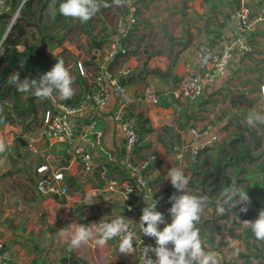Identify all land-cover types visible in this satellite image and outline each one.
<instances>
[{
    "label": "crops",
    "instance_id": "crops-1",
    "mask_svg": "<svg viewBox=\"0 0 264 264\" xmlns=\"http://www.w3.org/2000/svg\"><path fill=\"white\" fill-rule=\"evenodd\" d=\"M238 1L239 7L247 5L252 11L255 21L250 33L253 49L248 53L237 51L225 75L216 83L207 84L203 96L195 102L175 99L171 92L185 77L186 63H196L195 52L199 45L208 43L218 49L220 40L233 38V14L239 8L233 0H136L138 24L125 39L126 53L114 58L108 56L116 37L114 26L117 15L115 20L104 23L103 28L107 29H103L99 37L92 38V44L84 45V50L79 51L78 55H71V62L64 60L65 67L73 77L74 95L70 99H63L58 93H54L52 99H38L31 91L21 93L13 84L8 85L6 82V93L3 95L6 98L4 107L0 106V112L4 108L8 112L7 116H16L18 127L8 122L0 126V139L7 144V150L0 153V239L6 241L18 259L25 264H64L65 259H68L67 264H135L134 253L126 255L118 252L119 238L108 241L103 248L89 242L78 249H72L57 235L58 230L73 222L95 227L101 219L112 220L117 216L124 217L129 225L138 229L141 236L144 235L140 232V215L126 208L119 193L100 192L89 198L85 194L93 188L101 190L109 179L126 177L122 164L124 140L120 123L115 119L119 110L118 95L111 93L98 119V128L103 132L104 139L95 150L94 157L99 165L107 167L105 179L100 176L98 169L85 175L71 146L45 141L37 143L38 150L34 151L29 146V138L37 137L42 132L45 114L56 103L75 104L84 100L91 90L94 75L106 66L130 91L141 93L145 87L152 86L159 95L157 105L147 101L133 102L124 112V116L140 117L148 121L146 124L141 123L142 140L136 151L137 157L147 159L152 153L158 156L157 160L150 163L152 182L147 194L153 196L160 187L168 188L167 172L174 167L173 154L178 150L185 152V173L190 172L193 176V165L189 157L193 145L191 128L207 126L206 130L210 133L219 134L223 127L220 121L211 119L212 115L207 113V107L203 105L204 100L223 86L229 87L232 83L252 86L256 81L255 78L246 83V75L254 74L251 71L246 74L244 69L245 63L253 61L251 53H262L256 45L264 44V0ZM12 2L7 0V10L11 9ZM1 42L2 39L0 46ZM97 42L101 43L99 48L95 47ZM23 46L19 43L15 48L10 47L24 51ZM57 60L61 58L54 60L42 57V71L32 69L30 74L23 73L20 64H17L15 70L9 65L1 69L0 81L3 83L8 78L9 82L7 76L12 74L11 70L16 69L21 81L25 78L36 79L46 70L50 71ZM5 63L8 62L1 64ZM263 81L262 74L257 77L256 83L261 85ZM93 118L92 113H88L78 119L77 138ZM15 132L27 141L26 146L17 140ZM216 152L217 149L210 148L202 152L200 159L210 158L209 153ZM45 161L52 162L56 168H64L65 183L69 189V195L64 201L47 197L38 190L37 183L43 175L36 169ZM196 182L192 177L189 185H192L190 187L193 190ZM199 192L200 187L196 189V193ZM211 211L210 216L214 215V209ZM206 220L204 216V223H199V220L196 227L205 226L203 224H206ZM171 221L165 219V223ZM164 226L159 225L161 230ZM200 234L205 249H211L221 259L215 247L211 248L212 236L206 232ZM227 260L239 263L236 259Z\"/></svg>",
    "mask_w": 264,
    "mask_h": 264
},
{
    "label": "built area",
    "instance_id": "built-area-1",
    "mask_svg": "<svg viewBox=\"0 0 264 264\" xmlns=\"http://www.w3.org/2000/svg\"><path fill=\"white\" fill-rule=\"evenodd\" d=\"M129 1V2H128ZM12 12L11 22L14 15L20 12L23 4ZM8 9L7 0H0V15ZM252 11L247 5H242L234 11L233 14V38L222 39L219 42L218 49L210 44H201L196 49V63H186V75L177 87L171 92L172 97L178 100H188L195 102L199 100L205 91L207 84L216 83L223 77L229 68L237 51L242 53L251 52L253 44L250 39L255 21L252 19ZM9 24V25H10ZM138 24V9L136 0H127L126 8L121 11L115 22L114 33L116 37L112 41L108 56L114 58L127 52L126 37L134 32ZM7 36V31L5 39ZM3 37V36H2ZM4 39V40H5ZM261 85H264V81ZM119 97V110L115 119L120 123V129L124 140V158L123 167L127 171L125 178H113L106 181L105 186L99 190L96 188L86 191V198L95 197L100 192L119 193L127 209L138 213L141 217L142 209L147 206L145 197L151 203H157V210L164 214L165 219L172 220L169 214L171 208L170 197L173 194H179L172 186L169 179L168 188L160 187L153 196L147 194V189L152 182L150 173V163L157 160L156 153H152L149 158L141 159L137 157V149L142 140L140 133V123L136 117L124 116V112L133 102L147 101L157 105L159 95L152 86H147L141 93L130 91L119 78L112 73L106 66L100 72L94 75L91 84V90L84 100L75 104L58 102L52 110L46 112L44 117V127L37 137L29 138V146L32 150L37 151V143L49 141L51 143H65L72 147L73 155L78 159L82 166V172L89 175L96 169L99 170L100 176L106 178L108 169L105 165H99L94 157L95 150L99 148L104 139L103 132L98 128V119L101 111L106 105L111 93ZM264 100V98H262ZM92 113L94 117L89 125L84 128L80 137L77 138L76 123L84 114ZM192 142L190 147V163L194 164L208 147L213 146L219 140L218 133H210L206 129L192 127ZM28 135V134H26ZM174 167L184 169L185 152L178 150L173 154ZM37 172L43 175L38 183V190L47 197H55L64 201L69 195L68 186L65 183L66 173L64 168H56L52 162L45 161L37 167ZM188 192L196 195V191L188 186ZM111 221L103 218L98 221ZM131 229L136 232L134 238L135 264H141V251L144 246L155 247V239L146 235H140L134 225ZM149 256L155 260L154 253L150 252ZM219 260V264H228L229 261ZM0 264H25L18 259L5 240L0 239ZM245 264V263H236Z\"/></svg>",
    "mask_w": 264,
    "mask_h": 264
},
{
    "label": "rangeland",
    "instance_id": "rangeland-1",
    "mask_svg": "<svg viewBox=\"0 0 264 264\" xmlns=\"http://www.w3.org/2000/svg\"><path fill=\"white\" fill-rule=\"evenodd\" d=\"M27 1L30 3L28 7L26 6ZM22 2L23 0H14V11ZM41 3L42 0L25 1L18 17L8 31L6 39H19L20 44L24 45V49H26V47H33L35 49L33 52L38 55L37 58L40 61L43 57L45 59L50 58L54 60L61 58L63 61L68 59L71 62V55H78L79 51L84 50V45L86 47L87 43L92 44V36L97 38L103 29H107L103 28L105 25L104 23L115 20L116 16L126 8L127 0H124L122 5H116L113 1L101 3L99 11L88 23L91 27V36H89L87 32H83L84 23L78 22L74 18L73 21L76 23V26L70 24L64 27L63 25L65 22L61 23V21L54 19L58 7H49L48 4L41 7ZM11 18L8 19L4 27H1L0 41L9 27ZM20 28L21 30H19ZM43 33L48 37H41ZM6 39L1 42L0 55H2L3 52H9L14 49L9 46V43L6 44ZM53 46L55 47L52 49ZM256 46L262 53L254 52L255 55L251 53L250 55L253 57V61L250 60L251 62L245 63L246 69L243 68L246 74L248 71H251L255 75H246V83L256 78L254 85L250 86L243 83H232L229 87L223 86L222 88H218L215 90L217 92L210 94L207 100L203 102V105L207 107V113L212 115L211 119L220 121V126H223L219 132L218 142L211 147L212 149L219 148L215 156L220 159L222 164L221 172H218V169H216V167L214 168L211 164L215 156L208 158L210 164L207 167L203 166L204 158L200 159L199 157L198 161L194 163L191 172H194L192 177L197 181V185L201 190V192L195 194L208 196V201L199 222L201 224L204 223L203 218L205 216L207 217L206 224H203L205 226L199 224L200 226L197 228L200 233L206 232L212 236L213 245L211 246L213 247L211 248L213 249L215 247L221 259L225 261H229L227 259L231 258L236 259L239 263H244L246 259H248L253 264H261V261H264V241L257 240L250 229L243 228L240 221L255 220L258 218L259 211L264 209L263 204L256 205L250 203L247 205V212H241L240 208L244 207V205H238L224 214L227 217L219 215L216 211L217 194L223 187H226L224 185V180L228 179L226 173L229 170L233 172L236 168V165H234L235 162L231 158L232 162L229 160L227 156L228 153L243 155L247 147L250 149V151H248L249 161L243 162V167L246 170L244 173H239L240 177H244L242 180V187L249 182L245 178L248 177V173L256 168L255 165L261 162L264 163V125L257 124L255 127H249L245 123L246 117L250 111L264 113V100L259 95L260 85L256 83L257 77L262 74L264 76V44L259 43ZM32 56H34V54L31 55V57ZM34 60L35 57H32V61ZM8 67V63H0V71ZM14 70H11L13 71L12 74L18 72L17 69L16 71ZM259 73L262 74L259 75ZM9 76L10 74L7 77ZM0 78H2L1 74ZM7 79L1 83L0 89V106L2 105L3 107L6 98L3 96L4 93H6V82L7 84L10 83ZM7 113V110H4V108L3 112H0V126L8 122L18 127V118L16 116H10L11 114L7 116ZM200 128L206 129L207 126L201 125ZM241 135L245 137V141L240 140ZM257 141L259 143L258 147H256ZM252 155L258 157L256 162L250 161ZM226 161L231 164V167L227 166L229 164H226ZM216 162L217 160L214 163ZM214 170L217 171L216 174H214ZM225 176H227V178ZM231 177L232 175H230L229 180H231ZM217 182H223L219 185L220 189H217L219 186L213 187L217 185ZM190 186L192 185H189V187ZM254 193H256V190H254ZM209 207L214 209V215L210 216L212 211L211 209L209 210ZM208 217L211 218L209 219ZM210 251L212 250L210 249Z\"/></svg>",
    "mask_w": 264,
    "mask_h": 264
},
{
    "label": "clouds",
    "instance_id": "clouds-1",
    "mask_svg": "<svg viewBox=\"0 0 264 264\" xmlns=\"http://www.w3.org/2000/svg\"><path fill=\"white\" fill-rule=\"evenodd\" d=\"M116 5H122L124 0H113ZM55 0H53L54 8ZM100 9L99 0H61L59 13L64 17L78 19L82 23L90 20ZM58 62L45 74L36 79L25 78L20 80L18 72L9 76V82L21 93L32 92L38 99H52L58 93L63 99H70L74 95L73 77L63 60ZM259 95L264 98V85H260ZM245 123L249 127L257 124L264 125V113L250 111ZM7 150V144L0 139V153ZM172 186L179 193L170 197L171 208L169 214L171 223H165L164 214L157 210V203H151L145 197L146 205L142 209L139 220L140 232L155 239V247L144 246L141 255V264H219L218 256L214 251L205 249L196 227L208 201L207 195H194L188 192L192 179L191 173L179 167H172L167 172ZM251 203L248 191L235 180L227 187H223L217 194L216 211L224 215L238 205L241 212H247V205ZM244 229H250L254 237L264 241V209L258 213L255 220L240 221ZM165 224L161 230L159 225ZM57 235L65 240L72 249H78L89 242L103 248L108 241L119 238L118 252L133 254L136 232L122 216H117L109 222H102L98 226L71 223L58 230ZM155 255L153 260L149 253Z\"/></svg>",
    "mask_w": 264,
    "mask_h": 264
},
{
    "label": "trees",
    "instance_id": "trees-1",
    "mask_svg": "<svg viewBox=\"0 0 264 264\" xmlns=\"http://www.w3.org/2000/svg\"><path fill=\"white\" fill-rule=\"evenodd\" d=\"M112 1L113 0H99L100 4L104 3V2H112ZM60 2H61V0H55L54 7H58V8H57V10L55 12L54 19L57 20V21H61V23L65 22V24L63 25L64 27H67L70 24L73 25V26H76V23L73 21V18L64 17L63 15H61L59 13L58 9H59V3ZM233 2H235V4L239 7V1L238 0H233ZM12 3L14 4V0H13ZM13 4L11 6V9L6 10V12H4L2 15H0V21L2 20L1 23H2L3 27H4V25H6L8 19H10L11 16H12V11H13V6H14ZM47 4L52 7L53 6V0H42L41 7H44ZM29 5H30V3H29V1H27L26 2V6L28 7ZM76 21L80 22L78 19H76ZM89 21H91V19L83 24V30H84L83 32L84 33L87 32L89 34V36H91V30H90L91 27L88 24ZM19 30H21V28ZM41 37L46 38L48 36L43 33L41 35ZM92 38H96V37L92 36ZM6 40L10 44V46H14V48H15L16 45H18L20 43V41L18 39H13L12 40V39L8 38ZM100 46H101L100 42L95 43V47L99 48ZM54 47L55 46H53L52 49ZM34 50L35 49L33 47H26V49L24 51H18L17 49H13L11 51V53L4 52L3 55L0 56V63L8 62V64L12 68H16L17 64H20V68L22 69L23 73H27V74H30L32 69H38L41 72L42 69H43V67H42L43 64H42V62L40 60H38L37 54L32 56V57H35V62L34 63H33L32 59H31L32 58L31 57V55H32L31 53ZM22 59H25V61L22 62ZM0 83H1V81H0ZM137 120L140 123L139 130H140V133L142 134V130L140 129L141 128V123L146 124L148 121H147V119H142L140 117H137ZM143 131H144V129H143ZM240 140L245 141V137L243 135H241ZM258 146H259V143L257 141L256 147H258ZM211 147L212 146L208 147L206 150L210 149ZM245 150H246V151H244L245 154H243V155H239V154L237 155L236 153H232V154L230 153L231 154L230 155L228 153L227 156L229 157V160L231 161V159H232L235 162L234 165H236L235 166L236 168H235V170L233 172L231 170L227 171L226 174L228 175V179L224 180V182H225L224 185L226 187L229 186V184H231L232 180H235L238 184H240L242 186V183H243L242 180L244 179V177H240L239 173L240 172L244 173V171L246 170L243 167V162L249 161V159H248V151H250V149H249V147H247ZM217 151H219V148L217 149ZM226 154H227V152H226ZM209 155L211 157L215 156V154H213V153L212 154L209 153ZM235 155H236V161H235ZM214 158L215 159H214V161H211V164L214 166V168L216 167V169H218V172H221V170H222V166L221 165L222 164L220 162V159L216 158V156ZM257 158H258L257 156L252 155L251 158H250V161L256 162ZM208 160H209L208 157H205L203 159V166L204 167L209 166L210 163H209ZM216 160H217V162L214 163ZM226 164H229L227 166L231 165L229 162L227 163V161H226ZM192 165L194 166V164H192ZM255 167L256 168L253 171L248 173V177L245 178L249 182L246 185H244L243 188L246 191H248V194L250 196V200H251L252 204H256V205L263 204V207H264V163L263 162L257 163L255 165ZM216 173H217V171L214 170V174H216ZM230 175H232L231 180H229ZM126 176H127V171H126ZM225 177L227 178V176H225ZM221 183H223V182H221ZM221 183L217 182V185L213 186V187L215 188V187L219 186ZM197 184L198 183L196 182L193 185V188H195L194 189L195 191H196V189L199 188ZM217 189H220V186L217 187ZM254 190H256V193H254ZM225 217H227V216H225ZM202 235H204V234H202ZM200 236H201V234H200ZM245 257H247V256H245ZM73 260L74 259H72L71 261H73ZM63 263L67 264L68 263V259H65ZM244 263L245 264H253L248 259H246V261ZM230 264H235V263L234 262L233 263L230 262ZM261 264H264V261H261Z\"/></svg>",
    "mask_w": 264,
    "mask_h": 264
},
{
    "label": "water",
    "instance_id": "water-1",
    "mask_svg": "<svg viewBox=\"0 0 264 264\" xmlns=\"http://www.w3.org/2000/svg\"><path fill=\"white\" fill-rule=\"evenodd\" d=\"M26 0H23V2H25ZM7 31V30H6ZM6 31L2 37V41L5 39V35H6ZM47 73V70L44 72V74ZM14 136L17 138L18 141H20L22 143V145L26 146L27 145V141L20 135H18V133H14Z\"/></svg>",
    "mask_w": 264,
    "mask_h": 264
},
{
    "label": "bare ground",
    "instance_id": "bare-ground-1",
    "mask_svg": "<svg viewBox=\"0 0 264 264\" xmlns=\"http://www.w3.org/2000/svg\"><path fill=\"white\" fill-rule=\"evenodd\" d=\"M18 15H19V12L15 13L14 18H13V21H12V23L9 25V27H8V29H7V33H8V31L11 29V27H12L14 21L16 20V18L18 17Z\"/></svg>",
    "mask_w": 264,
    "mask_h": 264
}]
</instances>
